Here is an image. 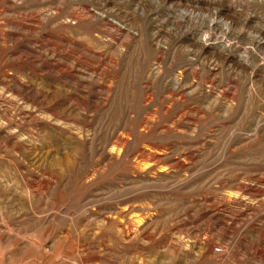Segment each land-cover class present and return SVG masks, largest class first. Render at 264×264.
<instances>
[{
    "label": "rangeland",
    "instance_id": "obj_1",
    "mask_svg": "<svg viewBox=\"0 0 264 264\" xmlns=\"http://www.w3.org/2000/svg\"><path fill=\"white\" fill-rule=\"evenodd\" d=\"M0 264H264V0H0Z\"/></svg>",
    "mask_w": 264,
    "mask_h": 264
}]
</instances>
